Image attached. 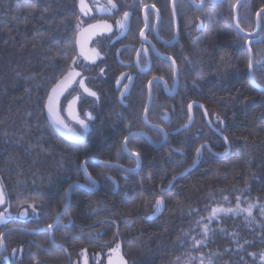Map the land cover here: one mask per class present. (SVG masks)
<instances>
[{
	"label": "trees",
	"instance_id": "obj_1",
	"mask_svg": "<svg viewBox=\"0 0 264 264\" xmlns=\"http://www.w3.org/2000/svg\"><path fill=\"white\" fill-rule=\"evenodd\" d=\"M229 3L208 5L201 38L184 45L186 91L169 99L156 89L148 118L155 122L160 108L172 113L159 120L168 141L155 148L142 136L131 138L127 149L142 165L125 173L116 165L137 166L123 144L145 129L147 79L136 83L126 108L108 89L90 138L66 140L49 122L46 105L77 56L78 0H0V176L11 209L39 205L40 219L28 229L41 230L63 210L73 183L94 188L87 174L97 182L96 191L71 188L70 204L51 231L9 233L8 248H19L12 264H75L82 252L88 264H106L117 246L128 264H264V90L249 78L247 38L234 27ZM160 9L165 16L169 4ZM251 46L259 62L264 41ZM254 68L264 89V69ZM193 100L204 105L210 125L196 107L190 128L171 134L189 120ZM204 143L199 164L174 179Z\"/></svg>",
	"mask_w": 264,
	"mask_h": 264
},
{
	"label": "flooded vegetation",
	"instance_id": "obj_2",
	"mask_svg": "<svg viewBox=\"0 0 264 264\" xmlns=\"http://www.w3.org/2000/svg\"><path fill=\"white\" fill-rule=\"evenodd\" d=\"M225 1L231 2L229 3L230 8L232 4L233 24L241 35L247 38L245 46L250 42V49L247 46V51L249 57L250 51L253 57L252 75L254 77V66L260 63L264 69V55L259 62H256L251 46L264 41V0H162L161 2H157L156 0H112V3L116 5L115 8H112L109 0H86L89 11L85 13L78 8L80 15L76 28L77 35L80 30L89 27L91 24L106 23L111 25L112 29L111 31L100 33V35H96L91 39L90 50L95 49L99 52V56L95 57L94 62L87 61L77 53V56L73 59L75 63L73 64L72 60L70 64V69H75V71L80 73V76L76 77L75 82L60 97L59 111L65 123L77 133L82 134V138L74 143H83L90 138L93 125L98 118V113L101 111L102 103L109 96L108 89L117 97L119 102L118 106L126 108L130 103V94L136 87V83L137 85H141L145 79H147V97L144 102L145 108L142 114L145 129L132 131L127 135L124 140L123 150L125 153L135 157L136 161H138L137 156L139 157V155L134 154L137 152H131L127 149L128 142L133 137L142 136L147 141L148 138L142 134L130 135L143 132L153 140L152 133L159 132L162 134V138L158 142L153 140L156 145L164 141V133L167 134L168 138L167 131L160 123L161 121L170 120L172 113L170 114L169 111L160 108L155 115V122L150 121L148 118L155 94L159 95V91L156 92V89L158 90L161 87L164 95L169 99L180 96L181 93L186 91L189 82H187L185 74L183 73L185 69L183 64L188 62L184 53V45L190 39H192V43H196L201 38V34L207 27L205 24L206 7L211 3L222 4ZM164 3L165 5L166 3L167 5L169 4V9L165 16H163V12L160 9L164 7ZM182 5H186L184 9L185 7H190L194 11V18H190L188 13H186L187 11L185 12L183 10ZM242 9L245 11L244 16L240 13ZM138 10H140L139 17L137 15ZM125 12L128 13V20L126 27L121 29L117 21H123ZM241 16L243 17L241 24H244L248 30L243 29L242 25L239 24ZM246 18L247 21H245ZM141 32L144 33L143 36ZM245 34H252V36ZM249 61L251 62V57ZM250 71L251 69L249 68V78ZM129 76L132 77L131 80L127 78ZM81 79L84 80L87 88L96 93V96L88 95L79 87L78 81ZM117 81H119V84ZM157 84L161 86L159 85L157 88ZM125 85H127V88L124 87ZM75 97H78L75 104V111L88 124V131L86 133L68 116V112L66 111L69 102ZM171 102L173 101H166V104L171 105ZM191 104L194 105L192 116L195 118L193 114L194 108L200 107L204 111L207 123L210 125V119L204 105L197 100L191 101L189 105ZM173 110L174 106L172 112ZM86 113L91 114V120L87 118ZM148 143L152 145L150 141ZM125 144L126 147H124ZM208 145L206 143V147L204 148H207ZM152 146L155 148L162 147ZM139 160L141 166L140 157ZM101 163L104 162L101 161ZM140 166L137 165L129 169H135L137 167L139 169ZM121 171L125 173L131 172H126L123 169ZM30 205L33 207H30ZM21 207L27 209L26 213L28 214L26 216L20 215L15 219L7 215L2 220L5 224L0 223V264H12L15 257L19 255V248H8L7 246L6 238L9 233L19 230L26 231L27 233H39L35 231H40L28 229L31 222L40 219L41 212L39 205L29 203ZM21 207L14 211L17 212Z\"/></svg>",
	"mask_w": 264,
	"mask_h": 264
},
{
	"label": "snow or ice",
	"instance_id": "obj_3",
	"mask_svg": "<svg viewBox=\"0 0 264 264\" xmlns=\"http://www.w3.org/2000/svg\"><path fill=\"white\" fill-rule=\"evenodd\" d=\"M109 3L112 4V8H115L116 5L112 3V0H109ZM80 6H81V11L82 12H87L89 11L88 5L85 3V0H80ZM128 20V13H124V19L123 21H117L118 26L123 29L126 27V22ZM147 26V25H146ZM112 26L106 23L102 24H91L89 25L88 29H85V32L89 34H95L97 31H111ZM141 35L143 36L144 33L141 32ZM79 43V42H78ZM146 54V52H145ZM80 55L83 56L86 60H92L94 62L95 57L99 56V52H97L95 49L91 50H86L84 47V44L81 43L80 46ZM75 63V60H73V64ZM249 68H252L251 62L249 63ZM251 74V73H250ZM80 73L75 71V69H70L67 74L61 79L60 81L57 82L55 87L52 88L51 92L52 94L48 97V103H47V110H48V118L51 122V125L56 128L57 131H61L62 135H67L69 139H74V140H79L82 138V134L77 133L73 128L69 127L67 123H65V120L61 117L60 111H59V98L64 94V92L71 86L73 82H75L76 77H79ZM129 80L132 79V77H127ZM254 78V77H253ZM79 87L84 90L88 95L90 96H96V93L91 91L89 88L85 86L84 80L81 79L78 81ZM119 84V81H117ZM127 88V85L124 86ZM78 97L73 98L68 106L66 111L68 112V116L80 126V128L83 129L84 133L88 131V124L85 122L84 119H81L79 114L75 111V104L76 100ZM191 107V106H190ZM87 118L89 120L92 119V116L90 113H86ZM135 155H139L138 153H134ZM137 165H139V161H137ZM94 184L95 181H92ZM3 202V194L0 193V203ZM157 205H160V201L158 200ZM30 207H33L30 205ZM251 208V205L249 206V209ZM237 209H239V204H237ZM159 210V208H157ZM217 211H224V209H213V213ZM228 211H232V209H228ZM241 211H243L241 209ZM249 215H251V212L249 210ZM3 217L0 216V222H2ZM49 227H52V225H49ZM117 255H119V246H117L116 249H113ZM111 264V261H110ZM120 264H125L123 259H120Z\"/></svg>",
	"mask_w": 264,
	"mask_h": 264
},
{
	"label": "water",
	"instance_id": "obj_4",
	"mask_svg": "<svg viewBox=\"0 0 264 264\" xmlns=\"http://www.w3.org/2000/svg\"><path fill=\"white\" fill-rule=\"evenodd\" d=\"M222 1V0H221ZM78 2H79V5H78V8L81 10V6H80V0H78ZM85 3H86V0H85ZM237 24V23H236ZM238 25V24H237ZM85 29H88V27H86V28H83L82 30H80L79 32H78V35H77V37H76V43H77V53L80 55V46H81V43H83L84 44V47H85V49L86 50H90V48H89V46H90V41H91V39L93 38V37H95L96 35H100V33H103V32H105V31H97L95 34H89V33H87V32H85ZM245 35H248V36H252V34H245ZM79 42V43H78ZM250 43V42H249ZM249 43L247 44V46H248V48L250 49V46H249ZM81 56V55H80ZM81 57H83V56H81ZM250 57H251V64H253V57H252V55H251V51H250ZM84 58V57H83ZM87 61H92V60H87ZM250 79L252 80V82H253V84L258 88V89H262V90H264L263 88H261V87H259L258 85H257V83H256V81L253 79V75H252V68H251V71H250ZM63 79V78H62ZM60 81V80H59ZM55 87V86H54ZM69 89V88H68ZM52 94V92H50L49 93V95H48V97L50 96ZM48 97H47V103H48ZM61 97V96H60ZM60 99V98H59ZM60 101V100H59ZM194 104V103H193ZM193 104H191L190 106L191 107H189V116H190V118H189V120L185 123V124H183V126L182 127H179L177 130H175L174 132H173V134H178V133H180V132H183V130H186V129H189L190 128V126L192 125V123H193V120H194V117L192 116V109H193V107H194V105ZM149 108V107H148ZM148 110V109H147ZM46 111H47V117H48V110H47V105H46ZM146 113V112H145ZM145 118V117H144ZM146 119V118H145ZM48 120H49V118H48ZM49 122H50V120H49ZM54 128V127H53ZM55 129V131L57 132V133H59V134H61V131H63V130H61V131H57L56 130V128H54ZM139 134H142V135H144V136H146L147 138H148V141H150L151 143H152V145H154V146H156V147H160V146H162V144H164L167 140V134L166 133H164V141H162L161 142V144H158V145H156V144H154V141L151 139V138H149L148 136H147V134L146 133H143V132H138V133H133L132 135H130V136H133V135H139ZM62 135V134H61ZM66 140H68V141H73V142H77V141H79V140H74V139H69L68 138V136L67 135H62ZM124 147H126V144H125V146ZM204 147H206V144H203V145H201V146H199V148L197 149L198 151H197V153H196V156H195V159H194V162H193V164L192 165H190L189 167H187V168H185V170L180 174V175H177L174 179H176V178H179V177H182V176H185V174H187V172L188 171H190V170H192V169H194L198 164H199V156L202 154V152H203V148ZM137 158H138V161H140L139 160V157L137 156ZM90 160H92V159H90ZM101 164H104V165H111V166H114V164H112V163H101ZM117 167H120L121 169H123L124 171H126V172H128V171H131V172H135V171H137V169H138V167L137 168H135V169H126V168H124L123 166H121V165H119V164H117L116 165ZM139 166H140V162H139ZM85 172H86V170H85ZM86 174H87V172H86ZM87 177H89V179H91V181H94L88 174H87ZM174 181V180H173ZM173 181L170 183V184H172L173 183ZM74 186H77V187H82V188H87V189H89V190H91V191H96V189H97V182H95L94 183V188H89V187H87L86 185L85 186H83V185H81V184H78V183H73V185H71L69 188H68V197H67V203H66V205L63 207V210H61L60 211V213L57 215V217L55 218V220L53 221V223H52V227H45V228H43L42 230H40V231H35V232H42V231H50V230H52L53 229V227L57 224V222L60 220V218L63 216V214L65 213V210L68 208V206H69V204H70V192H71V188H74ZM0 193H2L3 194V202L2 203H0V216H2L3 217V219L5 218V216H7V215H9V216H11V218L13 217V218H15V219H17L20 215L21 216H26L28 213H26V211H27V209L26 208H24V207H21L17 212H15V211H12L11 210V207H10V203H9V200H8V194H7V192H6V190H5V186H4V183H3V181H2V179H1V176H0ZM159 212L160 211H158L157 213H156V215H158L159 214ZM154 216L155 215H153L152 217H150L151 219H153L154 218ZM0 223H3V224H5V222H0ZM11 230H15V229H11ZM123 259V261L125 262V264H128V261H127V259L125 258V256H124V254H122V251H121V249H119V255H117V253H115L114 251L110 254V257H108V259H107V261H106V264H110V261H111V264H120V259ZM82 264H88L87 263V260L85 259V260H83V263Z\"/></svg>",
	"mask_w": 264,
	"mask_h": 264
},
{
	"label": "rangeland",
	"instance_id": "obj_5",
	"mask_svg": "<svg viewBox=\"0 0 264 264\" xmlns=\"http://www.w3.org/2000/svg\"><path fill=\"white\" fill-rule=\"evenodd\" d=\"M81 256H82L81 257V260L80 261L77 260V262L75 264H82L83 263L82 262L83 260H85V259L87 260V257L88 256L86 255V252H82Z\"/></svg>",
	"mask_w": 264,
	"mask_h": 264
}]
</instances>
